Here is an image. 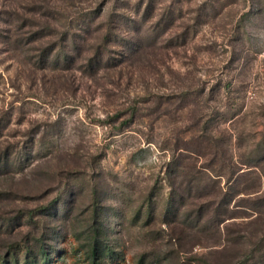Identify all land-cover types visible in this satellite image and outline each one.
I'll return each mask as SVG.
<instances>
[{
  "label": "rangeland",
  "instance_id": "374dc122",
  "mask_svg": "<svg viewBox=\"0 0 264 264\" xmlns=\"http://www.w3.org/2000/svg\"><path fill=\"white\" fill-rule=\"evenodd\" d=\"M0 264H264V0H0Z\"/></svg>",
  "mask_w": 264,
  "mask_h": 264
}]
</instances>
